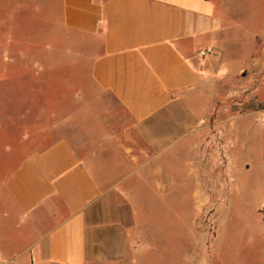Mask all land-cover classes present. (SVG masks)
I'll list each match as a JSON object with an SVG mask.
<instances>
[{
    "label": "crops",
    "instance_id": "1",
    "mask_svg": "<svg viewBox=\"0 0 264 264\" xmlns=\"http://www.w3.org/2000/svg\"><path fill=\"white\" fill-rule=\"evenodd\" d=\"M246 2L240 21L234 0H15L6 18L0 6L1 73L34 108L0 150V264H147V145L177 158L183 139L147 122L245 63L231 62L233 33L264 42V0Z\"/></svg>",
    "mask_w": 264,
    "mask_h": 264
},
{
    "label": "rangeland",
    "instance_id": "2",
    "mask_svg": "<svg viewBox=\"0 0 264 264\" xmlns=\"http://www.w3.org/2000/svg\"><path fill=\"white\" fill-rule=\"evenodd\" d=\"M14 1L0 0L4 18ZM234 1L232 17L251 18L247 0ZM1 14L0 44L11 30ZM226 47L233 65L245 63L147 122L155 133L183 135L177 158L147 145V201L135 224L147 228V264H264V42L236 32ZM1 50L0 150L34 117L18 102L28 92L16 73L7 80L1 73Z\"/></svg>",
    "mask_w": 264,
    "mask_h": 264
},
{
    "label": "built area",
    "instance_id": "3",
    "mask_svg": "<svg viewBox=\"0 0 264 264\" xmlns=\"http://www.w3.org/2000/svg\"><path fill=\"white\" fill-rule=\"evenodd\" d=\"M211 50L209 48H206V49H203V50H200L199 52V56L203 57L205 56L206 54H208Z\"/></svg>",
    "mask_w": 264,
    "mask_h": 264
}]
</instances>
